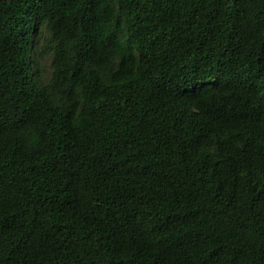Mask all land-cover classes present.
Listing matches in <instances>:
<instances>
[{"label": "trees", "instance_id": "trees-1", "mask_svg": "<svg viewBox=\"0 0 264 264\" xmlns=\"http://www.w3.org/2000/svg\"><path fill=\"white\" fill-rule=\"evenodd\" d=\"M0 264H264V0H0Z\"/></svg>", "mask_w": 264, "mask_h": 264}, {"label": "rangeland", "instance_id": "rangeland-1", "mask_svg": "<svg viewBox=\"0 0 264 264\" xmlns=\"http://www.w3.org/2000/svg\"><path fill=\"white\" fill-rule=\"evenodd\" d=\"M34 48L36 51L35 58L37 60L40 72L39 76L44 80L48 79L51 75V61L52 57L48 53L40 55V51L45 47V38L41 35L38 39L34 38Z\"/></svg>", "mask_w": 264, "mask_h": 264}]
</instances>
